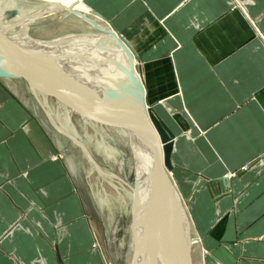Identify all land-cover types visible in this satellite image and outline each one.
<instances>
[{
	"label": "crops",
	"instance_id": "0c3cea01",
	"mask_svg": "<svg viewBox=\"0 0 264 264\" xmlns=\"http://www.w3.org/2000/svg\"><path fill=\"white\" fill-rule=\"evenodd\" d=\"M82 1L174 134L196 264H264V0ZM14 85L0 79V264H109L66 153Z\"/></svg>",
	"mask_w": 264,
	"mask_h": 264
},
{
	"label": "rangeland",
	"instance_id": "374dc122",
	"mask_svg": "<svg viewBox=\"0 0 264 264\" xmlns=\"http://www.w3.org/2000/svg\"><path fill=\"white\" fill-rule=\"evenodd\" d=\"M50 1L56 5L63 3L58 0ZM53 3L43 0H0V30L7 29L6 35L15 37L18 42L21 40L22 45H27V43L28 45L31 43L49 44L58 41L66 47L76 49L77 53L71 57L72 69L84 73L85 82L99 83L100 80L96 79L99 77L107 83H111L114 81L112 73L118 65L124 69L130 68L131 63L128 61L127 54L122 51L121 44L111 35L110 31L112 32V30L105 21L90 11L86 12V17L89 18L87 20L68 11L53 10L51 9ZM78 9L79 12L84 13L83 10ZM42 12L44 15L39 17ZM33 17H35L34 20L28 23L27 32H24L21 20ZM68 43H72V45L70 46ZM89 53L90 55H88ZM85 66H87L86 69ZM119 70L120 68H118ZM0 79H6L15 84L14 88L18 94L29 104L37 117L47 125L59 148L66 153L69 167L73 173H76L79 183L87 193L97 245L103 251L108 263L132 264L134 250L133 204L131 205L130 200L128 205L123 206L119 200L116 202L115 198H112V201H103V197L91 183L89 169V162H93L104 172L123 180L127 188L134 186L138 179L137 164L135 163L133 145L127 134L118 128H109L106 124L94 123L88 131L82 119L76 114L71 118L74 131L67 130L65 132L64 119H60L62 111L58 100L53 95H47V101H44L40 90L37 87H32L29 81L21 78ZM98 178L103 180L102 176ZM169 179L178 194L177 196L181 198L174 179L171 176ZM181 203L189 224L186 227L189 264H191L190 261L192 264H196L199 260L198 242H195L197 236L189 217L187 202L181 198Z\"/></svg>",
	"mask_w": 264,
	"mask_h": 264
},
{
	"label": "bare ground",
	"instance_id": "6f19581e",
	"mask_svg": "<svg viewBox=\"0 0 264 264\" xmlns=\"http://www.w3.org/2000/svg\"><path fill=\"white\" fill-rule=\"evenodd\" d=\"M43 1L53 3L50 0ZM58 1H62L63 3L58 5L53 3V8L51 9L68 11L87 20L89 19L85 14L79 12L78 8H83L82 0ZM43 15L42 12L39 17ZM34 18L27 20L23 18L21 20L24 32H27L29 28L28 23L34 20ZM28 41L30 43V40ZM39 44L31 43V45H28L27 43V45H22L21 40L18 42L15 37L2 35L1 32L0 71L3 73L7 69L17 71L24 67L35 71H45L47 74L55 71L58 75H55L56 79L60 78V84L84 91L87 96H81L75 92L57 88V86H53L50 83L30 82L32 87H37L40 90L44 101H47V95L49 94L58 100L60 110L62 111L60 119H64L63 127L65 132L67 130L74 131L71 118L72 115L76 114L82 119L88 131L94 123L106 124L109 128H118L127 134L133 145V152L136 157L135 163L137 164L136 170L138 175L137 197H139V203L137 211L134 212L135 217L138 214V217L141 218L144 228V246L148 253L146 263L189 264L188 237L186 233V227L189 224L186 220L181 198L177 196L176 190L171 185L169 179L171 173L164 169L163 173L159 175L158 168L152 165L151 161L152 146L139 137L140 135L136 134L131 127V121H134L137 122L140 128H146L143 124V115L139 106L141 94L143 93L144 97L145 94L140 82V76L138 75L136 62L132 64L133 69L130 66V68L124 69V67L117 66L115 61H113L117 68L112 73L114 81L111 83H107L99 77H96L97 81L98 79L100 80L99 83H93L92 81L85 82L83 79L85 74L72 69L73 63H71V57L77 53L76 49L66 47L58 41L49 44ZM68 44L72 45V43ZM122 51L127 54L128 61L131 63L129 51L127 52L125 48ZM85 54L87 55V53ZM94 56L96 57V55ZM118 68H120L119 71ZM109 95L111 96L109 97ZM147 106L150 107L148 104ZM60 130L64 131L62 128ZM136 131L138 132V130ZM89 169L91 172V183L103 197V201L108 202L112 201V198H115V201L119 200L123 206L128 205L130 200L131 205L133 204V197H135L134 186L127 188L123 180L115 175L113 176L104 172L93 162H89ZM99 176H102L104 181L100 180ZM169 181L170 183H168ZM195 240L199 242L198 238Z\"/></svg>",
	"mask_w": 264,
	"mask_h": 264
},
{
	"label": "water",
	"instance_id": "95a60500",
	"mask_svg": "<svg viewBox=\"0 0 264 264\" xmlns=\"http://www.w3.org/2000/svg\"><path fill=\"white\" fill-rule=\"evenodd\" d=\"M110 33L116 39V41L120 43L121 46L125 48V50L128 52V48L126 44H124L114 32H110ZM0 35H1V31H0ZM130 60H131L130 67L131 69H133V65H132L133 59L131 58V56H130ZM55 75H57L55 71L54 72L52 71V73L50 72L47 74L45 71H40V70L35 71L28 67H24L23 69L17 71L7 69V71H5L4 73L0 71V78H17V79L21 78L29 82L50 83L51 85L53 84V86H57V88L69 90L81 96L86 95V93L81 89L79 90L76 89L75 87L72 89L65 85L60 84L59 82L60 78L56 79ZM139 106L141 109V113L143 115V124L146 128L144 129L140 128L137 125V122L134 121H131V127L136 134L140 135L139 137L145 140V142L147 141L152 146L151 161H152V165L158 168L159 175L163 173L164 169L168 170L169 173H172L173 165L171 158H172V152L174 146V142H173L174 134L172 133L170 128L166 125V123L153 110V108L147 106L143 93L141 94V100L139 102ZM136 110L138 109L136 108ZM136 130H138V132ZM134 158L136 159L135 155ZM168 183H170V181ZM134 188H135V197H133V211H132L134 250H133L132 264H147L146 259L148 253L146 252V247L144 246V238H145L144 228L141 218L138 217V214L135 217V212H134L137 211V206L139 203V197H137L138 179L134 183ZM190 263L192 264V261H190Z\"/></svg>",
	"mask_w": 264,
	"mask_h": 264
}]
</instances>
